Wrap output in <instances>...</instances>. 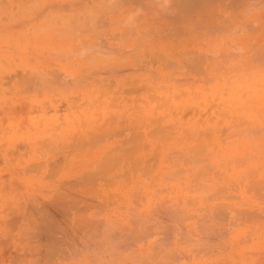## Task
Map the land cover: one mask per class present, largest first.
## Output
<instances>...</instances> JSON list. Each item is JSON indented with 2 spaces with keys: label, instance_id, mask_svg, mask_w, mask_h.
Listing matches in <instances>:
<instances>
[{
  "label": "rangeland",
  "instance_id": "374dc122",
  "mask_svg": "<svg viewBox=\"0 0 264 264\" xmlns=\"http://www.w3.org/2000/svg\"><path fill=\"white\" fill-rule=\"evenodd\" d=\"M243 1L0 0V221L2 214L7 216L9 209L11 210L12 205L18 201L22 202L25 199V202L29 200L30 203L33 200L31 201L29 197L45 198L44 190L51 183L63 184L62 187H64L76 182L80 179L76 176L81 177L84 171H87V174L88 170L93 168V160L97 156L106 157L108 156L106 154H109V157L115 158L117 164L110 173L101 175L105 179L111 176V180L107 179L109 184L115 183L109 185L105 181L107 184L105 185L104 179L101 177H97V181H95L97 185L100 183L102 185L98 186L100 193L97 190L98 195L94 197L93 201H96V204L97 202L98 204L105 203L104 206H107L105 209L99 204L100 211L98 213L93 212V209L90 210L93 213L92 216L95 215L93 220L94 218L99 220L96 223H99L100 234L97 232L96 238L97 235H100L98 239H104V236L109 233L108 230L106 231L107 228L113 230L112 233L118 234L126 223L128 227H123L120 232L133 226L135 221H138V219L136 220L138 216H144L147 207L146 204L143 207V203H147V200L153 206L150 208L156 210L162 206L160 203L163 200L161 201V199H167L166 202H162L165 209L169 207L167 211L177 208L178 210L184 209L186 213L175 220L174 217L168 219L167 215H164L162 218L167 217L164 222L162 221L164 219L160 220L161 216H159L160 218L152 217L151 212L150 227L153 229L155 227L157 232L166 227L165 231L155 232V238H159L160 243L163 240L162 244H158L162 247L160 250L161 259L165 257L162 260H169L172 256L169 260L171 263L175 261V257L178 258H176L177 263L180 262L181 257L176 255V246L173 245L175 240L180 242L178 250L181 249V253L182 250L187 253H184L186 256L183 257V261L187 262L188 259L189 264H191L190 261H193V256L200 253L199 249H203L204 246L211 247L210 251L222 252L224 255L222 254L221 259L229 260L234 264H244L245 259L257 257L256 254L264 255V186H262L264 185V0ZM189 4L192 5L189 6ZM191 6L193 8L188 9ZM232 6L234 9L231 8ZM215 10L216 13H210ZM177 32L179 33L177 34ZM191 57L198 58V60L201 57V61L202 59L204 61L203 67L200 69L199 63L194 67L190 63ZM188 60L192 67L187 65ZM208 65L209 67H206ZM142 68L148 70L142 71ZM197 70H200L201 73ZM36 73L38 74L35 75ZM240 74H243L241 81L239 80ZM207 75L209 77H206ZM42 76H44L43 82L41 81ZM144 78L147 79L144 81ZM28 79L33 83L31 84ZM46 79L50 81L45 82ZM142 81L147 82L148 87ZM182 81L184 82L178 84ZM158 97L160 99L156 101ZM148 99L150 104L145 109ZM258 108L259 110L256 111L255 109ZM131 113L133 114L131 115ZM153 117L155 120L152 119ZM111 121L112 123H110ZM89 125L92 129H89L90 131L89 127L86 129V126ZM158 125L159 129L163 128L160 130L161 133L163 131L170 137L164 136V134L161 137L160 134L159 138L151 137V135L145 138L144 130L145 133L148 130H153L154 133ZM182 127L186 130H183ZM243 128L247 131H244ZM200 131L201 133H199ZM102 132L107 133L104 134L105 136L99 135ZM187 132L188 136H186ZM203 132L205 135L202 134ZM254 132L258 136L257 138L254 136ZM136 133L141 135L138 134L134 137ZM96 135L98 139H94L96 144L92 145L95 142L92 136ZM183 135L185 136L181 138ZM186 137L190 138L186 140ZM200 140H203L201 143L204 142V144L199 148V144L196 143H200ZM130 150H133L134 153H131L132 160L128 161L126 152ZM180 155L183 156V159L185 156H189L191 161L189 157H187L188 160L187 158L183 160L182 157H179ZM91 156H95L94 159ZM179 158L181 159L179 163H175ZM136 161L140 165L142 163L146 165L149 162L146 167L152 166V164L155 167L152 166L153 170H148V173H142L143 171L140 172L141 166L139 168ZM43 162H46L48 167H41ZM90 162L91 166H88ZM133 163L138 166L137 170ZM196 164L198 165L196 166ZM204 164L205 166L208 164V166L205 167ZM133 168L136 171H133ZM181 168H184L183 171ZM199 168L201 169L199 170ZM48 169L53 170L51 172ZM78 169L81 174L77 171ZM214 170H217V174ZM123 171L126 174L122 176L120 174ZM113 173L120 174L113 176ZM129 173L131 175L134 173L133 177H130ZM219 174L220 177L217 178ZM240 178L243 179L240 180ZM249 179L254 182L250 183ZM231 182L233 183L231 184ZM147 183H151L149 185L152 187H147ZM211 185L213 186L211 187ZM216 188H219L221 192L219 190L217 192ZM137 189V192L140 193L136 192ZM132 191L140 195H136ZM81 193L90 194L88 191L85 193L84 188ZM109 193L111 195L108 196ZM132 193L136 196H133ZM257 193L260 195L258 196ZM154 194H157L158 198L154 197ZM212 194L216 195L215 198L211 197ZM6 195H8L7 198ZM102 195L106 200L102 198ZM151 195L152 197H149ZM205 196L207 197L205 198ZM85 197L90 198L91 196L86 195ZM122 197L123 199H121ZM209 197L212 198H210L212 201L207 199ZM153 198L154 201H151ZM204 199L207 200L204 202ZM108 200L111 202L109 203ZM194 201L198 202L193 204ZM86 202L89 205L88 208H91L93 204L92 202L89 204L90 199L86 201L82 199L79 204L84 207ZM215 202L217 205L221 203L226 206L225 204H227V217L223 218L222 224L220 223L224 227L219 225L226 236L223 235L224 238L217 237L221 238V241H225L224 243L227 242L223 243L225 250L219 240L215 245L213 241L208 244L206 240H202L199 243L197 239L199 243L196 244L197 246H189L191 241L186 240L189 236L185 239L181 238L183 235L187 236L184 233L187 232L185 229L192 226L191 229L198 228L207 222L208 218L204 221L200 217L204 212H210L209 207L210 205L212 207ZM205 203L210 205L207 207L208 204L205 205ZM193 205H195L194 209H191ZM170 206L175 208L170 209L172 208ZM131 207L134 209V215L133 212H129ZM242 207H248L249 214L246 215L244 214L246 212H243L244 216L238 218L239 215L236 216L235 210L246 211L247 208ZM149 210L148 206L147 212ZM87 213L89 212L87 211ZM193 214L196 215L195 218L192 217ZM245 215L248 221L244 219ZM254 215H257L254 221L249 222L250 217L252 219ZM256 217H260L259 220ZM180 220L183 222L185 220L186 223L183 224ZM177 221H180L179 224L182 223L178 225ZM69 222L66 223L72 225V222ZM171 222L174 223L172 227ZM175 222L178 226L182 225L183 227L174 226ZM260 222L261 227L259 228ZM1 223L0 255L4 259L0 257L2 258L0 264H12L13 260L17 258L15 263L24 264L22 253L26 249H23L22 246L25 242L20 241L22 234L18 224L15 223L11 230L5 233ZM121 223L125 224L122 226ZM113 225L114 227H112ZM167 226H170L169 229L173 230V233ZM249 226L250 228H248ZM174 227L178 228L177 231H174ZM256 227L258 231L255 230ZM71 230L72 228L69 226L67 231L71 233L70 235L76 234L80 239L81 233ZM166 231L170 232L171 239H168L167 235L165 237ZM192 233L196 236V232ZM155 238L154 240H156ZM179 238L185 241L179 240ZM103 239L99 240L103 242ZM165 239H168L169 242L167 240L165 242ZM246 239H249L248 242ZM3 242L4 245H2ZM98 243L96 242L97 245ZM165 243L172 244L173 248H170L169 244L166 246ZM76 247H79V250L77 249L79 253L72 249L71 253L67 252L70 257H56L57 264H90V258L97 264V260L104 256H101L102 252L100 255L97 254L99 257L94 256L100 247L102 249L100 244L98 249H94L95 246L92 247L94 250L91 251L93 252L86 248L89 250L87 252L84 249L85 246L82 245ZM101 249L97 252L99 253ZM102 251L110 253L107 257V253L104 256L108 258V261L114 259L111 257V252L103 249ZM250 251L252 253L255 251V255H252ZM189 253L192 254L190 259L189 257L185 259ZM15 254H18L17 257L12 258L15 257ZM66 254L64 255L66 256ZM128 255V253L123 255L124 264H130ZM93 258L95 260H92ZM34 261L36 262V260ZM98 261L102 262V260ZM115 262H117L116 259L110 264H115ZM119 262L118 264L123 263ZM38 263L40 264V261ZM161 263L166 264L165 261L160 260Z\"/></svg>",
  "mask_w": 264,
  "mask_h": 264
},
{
  "label": "bare ground",
  "instance_id": "6f19581e",
  "mask_svg": "<svg viewBox=\"0 0 264 264\" xmlns=\"http://www.w3.org/2000/svg\"><path fill=\"white\" fill-rule=\"evenodd\" d=\"M187 1H189V0H187ZM212 1H214V0H212ZM239 1V0H238ZM241 1V0H240ZM245 1V0H244ZM243 1V2H244ZM211 2V1H210ZM209 2V3H210ZM234 2H235V0H234ZM190 3V2H189ZM209 3H208V6H210L209 5ZM203 4V3H202ZM231 4H232V2H231ZM236 4V3H235ZM241 4V3H240ZM243 4V3H242ZM190 5H192V4H189V6ZM194 5H196V3H194ZM204 5H206V4H204ZM212 5H213V2H212ZM212 5H211V7H212ZM183 7H184V5H182ZM199 6V5H198ZM207 6V5H206ZM207 6V7H208ZM238 6H239V4H238ZM241 6V5H240ZM188 7V6H187ZM203 7H205V6H203ZM206 7V8H207ZM229 7V6H228ZM185 8V7H184ZM191 8H193L192 6L190 7V8H188V9H190L191 10ZM195 8V7H194ZM199 8H201V7H199ZM214 8V7H213ZM231 8H233L234 9V6H232ZM235 8H236V6H235ZM203 9V8H202ZM247 9V8H246ZM183 10V9H182ZM208 10V9H207ZM212 10V9H211ZM204 11V10H203ZM209 11V10H208ZM218 11V10H217ZM236 11V10H235ZM189 12V11H188ZM188 12H186V13H188ZM211 12H215L216 13V10L215 11H210V13ZM214 13V14H215ZM232 14H235V13H233V12H231ZM248 13V12H247ZM205 14V13H204ZM204 14H202V15H204ZM207 14V13H206ZM221 15V14H220ZM241 15V14H240ZM209 16V15H208ZM212 16V15H211ZM215 16V15H214ZM231 16H233V15H231ZM220 17V16H219ZM230 17V16H229ZM221 18V17H220ZM232 18H234V17H232ZM177 19V18H176ZM178 20H179V18H178ZM184 20V19H183ZM214 20V19H213ZM222 20H223V17H222ZM226 20H228V19H226ZM230 21V20H229ZM215 22V21H214ZM225 22V21H224ZM210 23V22H209ZM208 23V24H209ZM228 23V22H227ZM211 24H213V23H211ZM218 24V23H217ZM220 24V26H221V23H219ZM224 25H226V24H224ZM249 25V24H248ZM209 26V25H208ZM216 26V25H215ZM222 27V26H221ZM174 31V30H173ZM181 31V30H180ZM189 32V31H188ZM179 32H177V34H178ZM181 33V32H180ZM177 34H176V36H177ZM191 40V39H190ZM252 44V43H251ZM176 45V44H175ZM256 46H257V44H256ZM258 47V46H257ZM254 48H256V47H254ZM259 50V49H258ZM255 52V51H254ZM251 53V52H250ZM253 53V52H252ZM184 54V53H183ZM186 54V53H185ZM187 55V54H186ZM225 55V54H224ZM261 56L263 55V53L262 54H260ZM244 56H246V55H244ZM187 57V56H186ZM192 57H193V55H192ZM191 57V58H192ZM225 57V56H224ZM257 57V56H256ZM188 59V58H187ZM186 59V60H187ZM213 59V58H212ZM237 59V58H236ZM214 60V59H213ZM191 61V62H190ZM190 61L188 60V62H187V65L189 66V67H192V65H194V67L195 66H198L199 65V68L200 67H203L202 66V64L204 63V61H203V59H202V61H201V57H200V59L198 60V58H192V59H190ZM194 61V62H193ZM198 61V62H197ZM223 61V60H222ZM233 61V60H232ZM237 61V60H236ZM235 61V62H236ZM192 64V65H190V63ZM210 62V61H209ZM235 62H232V63H235ZM121 63V62H120ZM194 63V64H193ZM197 63H199L198 65H196ZM219 63V62H218ZM222 63V62H221ZM123 64V63H122ZM212 64V63H211ZM186 65V64H185ZM210 65V64H209ZM209 65L208 66H206V67H209ZM218 65V64H217ZM220 66V65H219ZM115 67V66H114ZM118 67H119V64H118ZM216 67V66H215ZM117 68V67H116ZM120 68V67H119ZM119 68H117L118 70H119ZM123 69H125L124 67H122ZM121 68V69H122ZM234 68V67H233ZM143 69V68H142ZM192 69V68H191ZM201 69V68H200ZM235 69V68H234ZM33 70V69H32ZM126 70V69H125ZM145 70H148V69H143L142 71H145ZM122 71V70H121ZM124 71V70H123ZM141 71V72H142ZM191 71V70H190ZM194 71V70H193ZM198 71V70H197ZM200 71V70H199ZM198 71V72H199ZM205 71V70H204ZM207 71V70H206ZM103 73V72H102ZM116 73V72H115ZM118 73H120V72H118ZM117 73V74H118ZM127 73V72H126ZM193 73V72H192ZM199 73H201V72H199ZM244 73V72H243ZM38 73H36L35 75H37ZM53 74V73H52ZM113 74V73H112ZM132 74V73H131ZM141 74H143V73H141ZM243 74H240V78H239V80L240 79H242L241 78V76H242ZM18 76V75H17ZM26 76V75H25ZM141 76V75H140ZM139 76V77H140ZM27 77H29V76H27ZM43 77L44 76H42V79H41V81L43 80ZM125 77V76H124ZM150 77V76H149ZM206 77H209L208 75L206 76ZM212 77V76H211ZM210 77V78H211ZM37 78V77H36ZM35 78V79H36ZM148 78V77H147ZM147 78H144V81L147 79ZM174 78V77H173ZM176 78V77H175ZM210 78H209V80H210ZM30 79V78H29ZM29 79H28V81H29ZM34 79V80H35ZM120 79V78H119ZM177 79V78H176ZM18 80H20V79H18ZM49 79H46V81L45 82H47ZM122 80V79H121ZM140 80V79H139ZM141 80H143L142 78H141ZM141 80H140V82H141ZM181 80H183V79H181ZM203 80L205 81V79L203 78ZM26 82H27V80H25ZM39 81V80H38ZM50 81V80H49ZM48 81V82H49ZM105 81V80H104ZM179 81V80H178ZM187 81V80H186ZM241 81V80H240ZM243 81V80H242ZM29 82H31V84L33 83V81H29ZM43 82V81H42ZM44 82V83H45ZM132 82V81H131ZM143 82V81H142ZM151 82V81H150ZM154 82H156V80H154ZM184 81H182V82H178V84L179 83H183ZM188 82H190V81H188ZM90 83V82H89ZM125 83H126V80H125ZM144 83V82H143ZM27 84V83H26ZM88 84V83H87ZM106 84V83H105ZM121 84V83H120ZM136 84H137V82H136ZM147 84V82L146 83H144V85L145 86H147L148 87V85H146ZM185 84V83H184ZM132 85H133V83H132ZM152 85V84H151ZM150 85V88L152 87ZM193 85V84H192ZM141 86V85H140ZM93 87V86H92ZM133 87H134V85H133ZM132 87V88H133ZM31 88V87H30ZM100 88V87H99ZM144 88V87H143ZM170 88V87H169ZM38 89V88H37ZM131 89V88H130ZM133 90H135V89H133ZM132 90V91H133ZM145 90V89H144ZM146 90H148V88H146ZM145 90V91H146ZM153 90V89H152ZM101 91V90H100ZM105 92V91H104ZM103 92V93H104ZM102 93V94H103ZM107 93V92H106ZM151 94V93H150ZM100 96H101V94H100ZM143 96V95H142ZM146 96V95H145ZM124 97V96H123ZM144 97V96H143ZM178 97V96H177ZM153 99V98H152ZM158 99H160L159 97L157 98V100L156 99H153V100H156V101H158ZM263 100H264V98H263ZM146 101V100H145ZM149 101V99L147 100V105H146V108L145 109H147L148 108V106H149V104H150V102H148ZM154 103V102H153ZM232 103H234L233 101H232ZM135 106V105H134ZM251 106V105H250ZM136 107H138V106H136ZM135 107V108H136ZM137 109V108H136ZM144 109V107L142 108V110ZM256 111L257 110H259V108L258 109H255ZM135 111V110H134ZM145 111V110H144ZM147 113V112H146ZM133 113H131V115H132ZM166 114V113H165ZM229 116V115H228ZM174 117V116H173ZM176 117V116H175ZM244 117V116H243ZM115 118V117H114ZM118 118V117H117ZM242 118V117H241ZM153 120H155L154 119V117L152 118ZM174 119V118H173ZM176 119V118H175ZM244 119V118H243ZM114 121V120H113ZM122 121V120H121ZM245 121V120H244ZM120 122V121H119ZM153 122V121H152ZM152 122H150V123H152ZM235 122V121H234ZM84 123V122H83ZM110 123H112V121L110 122ZM236 124V123H235ZM174 125V124H173ZM172 125V126H173ZM233 125V124H232ZM248 125V124H247ZM171 126V127H172ZM237 126V125H236ZM89 127V128H88ZM91 127V125H89V126H86V129L88 128V130L89 129H91L90 128ZM111 127V126H110ZM109 127V128H110ZM161 127V126H160ZM170 127V126H169ZM177 127V126H176ZM179 127V126H178ZM184 127V126H183ZM182 127V128H183ZM192 127V126H191ZM252 127V126H251ZM126 128V127H125ZM253 128V127H252ZM94 129V128H93ZM147 129V128H146ZM152 129H154L155 130V128H152ZM163 129V128H162ZM162 129H159V125H158V127H157V129L154 131V133H153V130H151V131H146V133H145V130H144V136H145V138H148V137H150V135H151V137L153 136V137H160V134H161V137L163 136V134H164V136H168V137H170L169 135H167L166 133H163V131H162V133H161V131L160 130H162ZM171 129H173V128H171ZM185 128H183V130H184ZM195 129H196V127H195ZM213 129V128H212ZM244 129V128H243ZM259 129V128H258ZM92 130V129H91ZM105 130V129H104ZM186 130V129H185ZM250 130H251V128H250ZM90 131V130H89ZM88 131V132H89ZM94 131V130H93ZM103 131V130H102ZM106 131V130H105ZM109 131V130H108ZM110 131H111V129H110ZM113 131H114V129H113ZM171 131V130H170ZM196 131V130H195ZM244 131H247V129L245 130L244 129ZM255 131H257V130H255ZM92 132V131H91ZM90 132V133H91ZM152 132V134H150ZM173 132V131H172ZM207 132H209V131H207ZM93 133H95V132H93ZM107 132H102V133H100L99 135H102L103 134V136H105L104 134H106ZM118 133V132H117ZM121 133V132H120ZM174 133V132H173ZM186 133V132H185ZM199 133H201V131L199 132ZM205 132H203L202 134L203 135H205L204 134ZM248 133H249V131H248ZM141 135V134H143L142 132H141V134L140 133H136L135 135H134V137L136 136V135ZM166 134V135H165ZM209 134V133H208ZM207 134V135H208ZM254 134H255V132H254ZM120 135V134H119ZM189 134H188V132H187V134H186V136H188ZM185 135H183V136H181V138L182 137H184ZM256 138L258 137V136H256V134L254 135ZM93 137V141H95L92 145H94V144H96V140H94V139H98L97 138V135L94 137V136H92ZM92 137H91V139H92ZM100 137V136H99ZM120 137H122V135H120ZM126 137V136H125ZM190 137H192V136H190ZM189 137V138H190ZM201 137V136H200ZM203 137V136H202ZM201 137V138H202ZM209 137V136H208ZM262 137V136H261ZM264 137V136H263ZM84 138V137H83ZM141 138H142V136H141ZM187 138L188 137H186V140H187ZM188 138V139H189ZM81 139V138H80ZM121 139V138H120ZM119 139V140H120ZM127 139V138H126ZM196 139V138H195ZM253 139H255V138H253ZM259 139V138H258ZM128 140V139H127ZM126 140V141H127ZM130 140V139H129ZM140 140V139H139ZM165 140V139H164ZM182 140V139H181ZM198 140V139H197ZM99 141V140H98ZM122 141V140H121ZM126 141H125V143H126ZM201 141H203V140H200V143H196V144H199V148L200 147H202V145L204 144V142H202L201 143ZM78 142V141H77ZM113 142V141H112ZM135 142H136V144H137V141L135 140ZM134 142V143H135ZM209 142V141H208ZM105 143V142H104ZM210 143V142H209ZM200 144H201V146H200ZM206 144V143H205ZM104 144L102 143V146H103ZM111 146V145H110ZM113 146V145H112ZM147 146V145H146ZM196 146V145H195ZM130 147H132L131 146V144H130ZM192 147V146H191ZM194 147V146H193ZM204 147V146H203ZM134 148V147H133ZM139 148V147H138ZM141 148V147H140ZM47 149V148H46ZM192 149V148H191ZM90 150V149H89ZM102 150V149H101ZM135 150V149H134ZM97 151V150H96ZM44 152V151H43ZM133 152V150H130V151H127L126 153V159L129 161V160H132V153ZM175 152V151H174ZM195 152H196V150H195ZM195 152H194V154H195ZM201 152H202V150H201ZM69 153V152H68ZM92 153V152H91ZM93 153H95V152H93ZM134 153V152H133ZM136 153V152H135ZM169 153V152H168ZM197 153V152H196ZM105 154V153H104ZM154 154H155V152H154ZM198 154V153H197ZM238 154V153H237ZM95 155V154H94ZM102 155V154H101ZM106 155H108V156H106V157H102V156H97L95 159H94V157L93 156H91V157H93V168L91 169V170H88V173L86 174V172L87 171H84L83 173H85V175H83V173H82V176L81 177H77L76 176V178H80L79 180H77L76 182H72L71 184H69V185H65L64 187H62V185L63 184H61V185H57V184H55V183H51V184H48L49 186H48V188L47 189H45L44 190V195L46 196L45 198H43V199H40V198H36L35 196H33V197H35V198H33V197H29V199H31V201L33 200V202H28L29 200H27L26 202H25V199H24V201H22V202H20V201H18L17 203H15V205H12V207H11V210L9 209V211L7 212V216L5 215V214H2V217H1V221L0 222H2L1 224H2V229L4 230V232L5 233H8L10 230H11V228L14 226V224L15 223H17L18 224V227H19V230H21V234H22V238H20V241L21 240H23L25 243H24V246H22L23 247V249H26V251L25 252H23L22 253V257L24 256V264H39L38 262L40 261V264H48V263H50V264H54L55 262V264H57L58 263V261L56 260L57 258L56 257H58V258H60V257H62L63 258V256L65 257V258H68V256L70 257V254H68L69 252L71 253V250L73 249V250H75L77 253H79L78 251H77V249L79 250V247L77 248L76 246H78V245H82V246H85V250H86V248H89V250H90V252H93V251H91V250H94V249H98V245L100 244L101 246H102V249L103 250H108V252H111V257H114V259H112V258H109V259H112V260H114L115 261V259H116V261L117 262H115V264L117 263H120L119 261H121V262H123V263H121V264H124L125 262H124V259H123V255H124V253H128L129 255L128 256H130V264H160V260L161 261H165L166 262V264L168 263V264H170L171 263V261H169L171 258H172V256L170 257V259L169 260H162V259H164L165 257H163L162 259H161V257H160V250H161V248L162 247H160L158 244H162V241H161V243L159 242L160 241V239L158 238H155V232H157V229L154 227V229H155V231H154V229L153 228H151L150 227V225H151V221H150V219L149 218H151V216L152 217H155V218H158L159 216H161V218H160V220L161 219H164V220H162V221H164L165 222V219L168 217V219L170 218L171 219V217H174L173 219L175 220V218H181V216L183 215V214H185L186 212H184V209H177V211L175 212V210L176 209H173V208H175V207H172V206H174V205H172V206H170V207H172V208H170V209H173V210H171V211H167V210H169V207H167L168 209H165V205L162 203L163 201H165V200H167V199H161V203L160 204H162V206L164 205V207H158L156 210H154L153 208L151 209L150 207H153L152 205H150L151 203L150 202H148V200H147V203H143V207L145 206V204H146V207H147V210H148V206H149V211L147 212V210H146V212H144L145 211V209H144V211H142V212H144V216L142 217L141 216V214H140V216L141 217H135L136 218V220L138 219V221H135L136 223H134V225L131 223V225H133V226H130L129 224V228L126 230V228L125 229H123L124 231H122V232H120L121 230H122V228L123 227H128L127 226V223L124 225V224H122L121 223V225L123 226V227H121V230L119 231V233L117 234H115V232L114 233H112V231L110 230V229H106V231L107 232H109L106 236H104V239L103 238H99V239H103L104 241L102 242L101 240H99L98 239V237L100 236V235H97V238H96V234H97V232H98V234H100L99 232H100V228H98V227H100L98 224L99 223H96V221L97 220H95V218H94V220H93V216H95V215H93L92 216V212H90V210H92L93 212H99L100 210V206H102L103 208H105L106 209V207L104 206V204L105 203H99V204H101L100 206H99V204H98V202H97V204H96V201L94 202L93 200H95L94 199V197L96 196V195H98L97 194V192L99 191L98 190V186L99 185H102L101 183L99 184V185H97L96 184V182L95 181H97L96 179H97V177H101V179L103 178L102 177V175L101 174H104L105 175V173H110L111 171H112V169H114L115 168V166H116V164H117V162H116V160H115V158L114 157H112L111 155V157H109V154H106ZM135 155V154H134ZM133 155V156H134ZM157 155V154H156ZM182 155H184V154H182ZM182 155H180L179 157H182V159H183V156ZM241 155V154H240ZM239 155V156H240ZM176 156V155H175ZM190 156H192V155H190ZM137 157V156H136ZM152 157H154V156H152ZM187 157H189V156H185V158L184 159H186ZM196 157H197V155H196ZM137 158H139V157H137ZM190 158V157H189ZM200 158V157H199ZM202 159H203V157H201ZM239 158H241V157H239ZM143 159V158H142ZM149 159V158H148ZM151 159V158H150ZM153 159V158H152ZM183 159V160H184ZM236 159H238V157H236ZM136 160V159H135ZM179 160H181L180 158L178 159V162L176 161L175 163H179ZM187 160H188V158H187ZM205 160V159H204ZM231 160V159H230ZM87 161H89V160H87ZM138 161H139V159H138ZM136 161L135 163L139 166V168H140V166H141V170H140V172L141 171H143L142 173H148L151 169L153 170V168L155 167V166H153V164H152V166H153V168H152V166H149V167H146V165H148V163L149 162H147V164L145 165L144 163H142V165H140V163L139 162H141V161ZM149 161V160H148ZM175 161V160H174ZM190 161H191V158H190ZM198 161V160H197ZM200 161V160H199ZM198 161V162H199ZM203 161V160H202ZM201 161V162H202ZM208 161V160H207ZM238 161V160H237ZM241 161V160H240ZM42 162V161H41ZM40 162V163H41ZM48 162H50L49 160H48ZM131 162V161H130ZM143 162V161H142ZM171 162V161H170ZM185 162H187V161H185ZM189 162V161H188ZM193 162H194V160H193ZM206 162V161H205ZM241 162H243V161H241ZM51 163V162H50ZM49 163V164H50ZM132 163V162H131ZM135 163H133V165L135 164ZM139 163V164H138ZM174 163V164H175ZM183 163H184V161H183ZM203 163V162H202ZM226 163H228V162H226ZM126 164V163H125ZM136 164H135V167L134 168H136V170H137V168H138V166H136ZM185 164V163H184ZM210 164V163H209ZM213 164V163H212ZM124 165V164H123ZM133 165H132V167H133ZM154 165H156V164H154ZM161 165V164H160ZM172 165H173V163H172ZM198 164H196V166H197ZM211 165V164H210ZM38 167L40 166V164L39 165H37ZM45 166H47L48 167V164L45 162H43L42 164H41V167H45ZM50 166V165H49ZM78 166V165H77ZM76 166V167H77ZM88 166H91V162L88 164ZM178 166V165H177ZM201 166V165H200ZM204 166H205V164H204ZM206 166H208V164L206 165ZM205 166V167H206ZM238 166V165H237ZM37 167V168H38ZM124 167V166H123ZM158 167H160V166H158ZM181 167V166H180ZM180 167H179V169H180ZM51 168V167H50ZM86 168V167H85ZM84 168V169H85ZM118 168V167H117ZM134 168H133V171H136V170H134ZM188 168V167H187ZM198 168V167H197ZM209 168H210V166H209ZM208 168V169H209ZM257 168V167H256ZM128 169H130V168H128ZM127 169V170H128ZM178 169V170H179ZM182 169V171H183V169L184 168H181ZM190 169V168H189ZM201 168H199V170H200ZM252 169V168H251ZM250 169V170H251ZM39 170V169H38ZM37 170V171H38ZM49 170V169H48ZM51 170V169H50ZM49 170V171H50ZM53 170V169H52ZM52 170H51V172H52ZM56 170V169H55ZM54 170V171H55ZM79 170L80 169H78L77 171L79 172ZM93 170V171H92ZM149 170V171H148ZM194 170H195V168H194ZM199 170H197L198 171V173H199ZM203 170V169H202ZM89 171H92V172H89ZM196 171V172H197ZM215 171V170H214ZM217 171V170H216ZM216 171H215V173H216ZM253 171V170H252ZM51 172H49V174H52ZM81 172V171H80ZM79 172V173H80ZM119 172V171H118ZM124 172V171H123ZM123 172H121V174L120 173H115V174H120V175H124V174H126L125 172L123 173ZM126 172H128V171H126ZM159 172V171H158ZM175 172H176V169H175ZM195 172V173H196ZM256 172V171H255ZM131 173V172H130ZM128 174V175H131V174ZM135 173V172H134ZM134 173L132 174V175H134ZM141 173V174H142ZM174 173V172H173ZM177 174H178V172H176ZM205 173V172H204ZM222 173V172H221ZM252 173V172H251ZM53 174H54V172H53ZM81 174V173H80ZM114 174V173H113ZM115 174L113 175V176H115ZM140 174V173H139ZM217 174V173H216ZM103 175V176H104ZM110 175V174H109ZM119 175V176H120ZM130 176V177H133V176ZM138 175V174H137ZM197 175V177H199L198 176V174H196ZM48 176V175H47ZM46 176V177H47ZM112 176V177H113ZM121 176V177H122ZM250 176V175H249ZM252 176V175H251ZM118 177V176H117ZM120 177V178H121ZM218 177H220V174H219V176H217V178ZM48 178V177H47ZM250 178H252V177H250ZM104 179V182L103 183H105V181H106V183H108L109 184V181L107 180V179H112L111 178V176H110V178H106L105 179V177L103 178ZM122 179V178H121ZM127 179V178H126ZM126 179H125V181H126ZM170 179V178H169ZM172 179V178H171ZM170 179V180H171ZM195 179V178H194ZM197 179V178H196ZM199 179V178H198ZM206 179V178H205ZM243 179V178H242ZM241 178H240V180H242ZM259 179V178H258ZM123 180H124V177H123ZM123 180H121V181H123ZM193 180V179H192ZM38 181H40V180H38ZM72 181V180H71ZM81 181H85L84 183H82ZM130 181H133V180H130ZM166 181V180H165ZM249 181H251L250 179H249ZM261 181V180H260ZM42 182H45V181H42ZM110 182H112V181H110ZM142 182V181H141ZM252 182H254V181H251L250 183H252ZM263 182V181H262ZM105 183V185H107ZM113 183V182H112ZM112 183H110L109 185H111ZM115 183V182H114ZM113 183V184H114ZM124 183V182H123ZM160 183V182H159ZM201 183V182H200ZM214 183V182H213ZM233 182H231V184H232ZM249 183V184H250ZM258 183V182H257ZM65 184V183H64ZM148 184V183H147ZM149 184H151V183H149ZM147 185V187H152L151 185ZM153 184H156V183H153ZM215 184H216V181H215ZM230 184V185H231ZM234 184H235V182H234ZM260 184V183H259ZM159 185V184H158ZM197 185V184H196ZM198 185H199V181H198ZM202 185V184H201ZM205 185V184H204ZM236 185V184H235ZM255 185H256V183H255ZM79 186H83V187H79ZM200 186V185H199ZM213 185H211V187H212ZM218 186V185H217ZM224 186V185H223ZM222 186V187H223ZM249 186V185H248ZM247 186V187H248ZM256 186H258V185H256ZM255 186V187H256ZM260 186V185H259ZM262 186H264V185H262ZM206 187V186H205ZM204 187V188H205ZM209 187V186H208ZM215 187V186H214ZM230 187V186H229ZM231 187H232V185H231ZM83 188H84V192L86 193L87 191L88 192H90V194H85L84 195V193H81V190H83ZM138 188H141V187H139L138 186ZM166 188V187H165ZM164 188V189H165ZM174 188V187H173ZM200 188V187H199ZM207 188V187H206ZM225 188V187H224ZM233 188V187H232ZM251 188V187H250ZM253 188V187H252ZM158 189V188H157ZM196 189H197V187H196ZM212 189V188H211ZM217 189V188H216ZM226 189V188H225ZM98 190V191H97ZM142 190V189H141ZM141 190H139V191H141ZM158 190H160V189H158ZM206 190V189H205ZM218 190H219V188L217 189V192H218ZM235 190V189H234ZM255 190H257V189H255ZM138 191V189L136 190V192ZM196 191V190H195ZM200 191V190H199ZM198 191V192H199ZM210 191V190H209ZM220 191V190H219ZM231 191V190H230ZM254 191V190H253ZM258 191H260V190H258ZM83 192V191H82ZM132 192H134L135 193V191H132ZM221 192V191H220ZM225 192V191H224ZM98 193H100V191L98 192ZM124 193V192H123ZM137 193H140V192H137ZM156 193H158V192H156ZM206 193V192H205ZM212 193V192H211ZM118 194V193H117ZM116 194V195H117ZM136 194V193H135ZM133 195V193H132V195L133 196H136V195H140V194H136V195ZM179 194V193H178ZM210 194V193H209ZM216 194V193H215ZM220 194V193H219ZM218 194V195H219ZM226 194V193H225ZM225 194H223V195H225ZM228 194V193H227ZM254 194H256L255 192H254ZM258 194V193H257ZM86 195H89V196H91L90 198H86L85 196ZM109 195H111V193H109L108 194V196ZM157 195V194H156ZM155 194H154V197L156 196ZM182 195V194H181ZM204 195V194H203ZM217 195V194H216ZM216 195H211V197H213L214 196V198H215V196ZM232 195V194H231ZM260 194H258V196H259ZM7 196L8 195H6V198H7ZM25 196V195H24ZM99 196H101V195H99ZM103 196V195H102ZM117 196H119V197H121V195H117ZM142 196V195H141ZM158 196V195H157ZM156 196V198H158ZM208 196V195H207ZM207 196H205V198L207 197ZM262 196V195H261ZM112 197V196H111ZM138 197H140V196H138ZM149 197H152V195L151 196H149ZM164 197H166V196H164ZM180 197V196H179ZM199 197V196H198ZM204 197V196H203ZM211 197H209V198H207V199H209L210 200V198ZM218 197V196H217ZM228 197V196H227ZM237 197V196H236ZM257 197V196H256ZM33 198V199H32ZM47 198V199H46ZM102 198H104L105 199V196H103ZM137 198V197H136ZM135 198V199H136ZM143 198V197H142ZM161 198V197H160ZM169 198H171V197H169ZM172 198H173V196H172ZM189 198V197H188ZM193 198V197H192ZM202 198V197H201ZM232 198V197H231ZM235 198V197H234ZM258 199H261L260 197H257ZM4 199V198H3ZM21 199V198H20ZM82 199H85V201L87 200V199H90V202H89V204L92 202V204L93 205H91L92 207L91 208H88L89 207V205H88V203L86 202V204H84L85 202H84V200H83V204H84V207H83V205L82 206H80V204H79V202H80V200L82 201ZM109 199V198H108ZM118 199V198H117ZM121 199H123V197L121 198ZM149 200H150V198H148ZM180 199H181V197H180ZM187 199V198H186ZM207 199H204V202L207 200ZM212 199V198H211ZM106 200V199H105ZM113 200H115V199H113ZM132 200H133V198H132ZM178 200H179V198H178ZM198 200V199H197ZM124 201H126L125 199H124ZM131 201V200H130ZM151 201H154V198H153V200L151 199ZM156 201V200H155ZM170 201V200H169ZM180 201V200H179ZM210 201H212V200H210ZM214 201V200H213ZM108 202L110 203L111 201L110 200H108ZM166 202V201H165ZM168 202V201H167ZM175 202V201H174ZM187 202V201H186ZM195 202H198V201H194V202H192L193 204L195 203ZM20 203H22V204H24V205H22V204H20ZM95 203V204H94ZM139 203V202H138ZM137 203V204H138ZM159 203V202H158ZM176 203V202H175ZM187 203H189V202H187ZM218 203V202H217ZM222 204H223V201L221 202ZM219 204V205H217L216 204V202L214 203V205H212V207H211V205L209 204V203H205V205H207V207L210 205V207H209V210H210V212H204V214L200 217V219L201 220H204V221H206L207 220V222H205L204 224H201V226L200 227H198V228H196V227H194L193 229H191L190 227L188 228L187 227V225H186V227L188 228H186L185 229V231L187 230V232H184V233H186V237H184V235H183V237L181 236V238H187L188 236H189V238L188 239H186V240H189V241H191V242H189L190 244H189V246H195L196 244H199L202 240H206V243H210L211 241H213V243L215 244V245H217V240H219V242L221 241L220 239L221 238H224L226 235V233L223 231V227L224 226H222L221 224H222V221L224 220V219H226V217H227V204H225L226 206H224V205H222V204ZM228 203V202H227ZM135 204H136V202H135ZM154 204H155V202H154ZM191 204V203H190ZM197 204V203H196ZM139 205V204H138ZM141 205H142V203H141ZM158 205V204H157ZM181 205V204H180ZM9 206V205H8ZM86 206V207H85ZM168 206H169V204H168ZM194 206L195 205H193L192 207L193 208H191V209H194ZM233 206V205H232ZM94 207V208H93ZM122 207V206H121ZM206 207V206H205ZM226 207V208H225ZM156 208V207H155ZM181 208V207H180ZM242 208H247L246 209V211L244 210V211H240V210H243V209H240V210H235V214H236V216H238L239 215V217L238 218H241L242 217V215H243V212H246V213H244V214H246L247 215V210H248V207H242ZM200 209V208H199ZM232 209H234V208H232ZM255 209V208H254ZM103 210V209H102ZM108 210V209H107ZM110 210V209H109ZM140 210V209H139ZM183 211V212H181V211ZM204 210H205V208H204ZM87 211L89 212V213H87ZM173 211V212H172ZM195 211V210H194ZM201 211V210H200ZM251 211V210H250ZM253 211V210H252ZM19 212H20V214H19ZM130 213H132L133 212V215H134V209L131 207V209H130V211H129ZM151 212H152V215H151ZM191 212V211H190ZM190 212H188L189 214H191ZM242 214H241V213ZM18 213V214H17ZM241 214V216H240V214ZM258 213V212H257ZM256 213V214H257ZM116 214V213H115ZM155 214V215H154ZM225 214V215H224ZM249 214V213H248ZM254 214V213H253ZM148 215V216H147ZM164 215H167V217H163L162 218V216H164ZM194 216H192V217H196V215L195 214H193ZM246 215H245V220L246 221H248V218H246ZM96 216H97V214H96ZM198 216V215H197ZM204 216V218H202ZM234 216V215H233ZM244 216V215H243ZM255 216H257V215H254L253 216V218L251 219V217H250V219H249V222H252V221H254V218H255ZM9 217V218H8ZM116 217V216H115ZM130 217H132V215H130ZM192 217H190L191 219H192ZM261 217V216H260ZM260 217H256V219L258 218V220H259V218ZM103 218V217H102ZM193 218V219H194ZM198 218V217H197ZM206 218H208V219H206ZM222 218V219H221ZM224 218V219H223ZM234 218H236V217H234ZM131 219V218H130ZM133 219V218H132ZM131 219V220H132ZM154 219V218H153ZM173 219H172V221H173ZM183 219H185V218H183ZM190 219V220H191ZM206 219V220H205ZM243 218H242V220H244ZM255 219V220H256ZM19 220H20V223H19ZM135 220V219H134ZM133 220V221H134ZM69 221H71L72 222V225H70L69 223ZM101 221V220H100ZM147 221H148V223H147ZM149 221H150V223H149ZM161 221V222H162ZM180 221H182V220H180ZM179 221V222H180ZM187 221V220H186ZM209 221V222H208ZM210 221H211V223H210ZM221 221V222H220ZM66 222H69V223H66ZM97 222H99V220L97 221ZM102 222V221H101ZM104 224L106 223L105 222V219H104ZM174 222V221H173ZM173 222H171L172 224H171V227L173 226ZM178 222V221H177ZM177 222H175V224L176 225H174V226H177V227H181V226H178V225H180L179 224V222H178V225H177ZM184 222H185V220H184ZM183 222V224H185ZM196 222V221H195ZM218 222H219V224H218ZM225 222V221H224ZM232 222V221H231ZM263 222V221H262ZM221 223V224H220ZM234 223V222H233ZM259 223V222H258ZM69 224V226H71V228H72V230L76 233V231H79L80 233H81V237H80V239H78L77 238V236H76V234H74V235H70L71 233H69L67 230H69V226H67ZM116 224V223H115ZM154 224V223H153ZM159 224V223H158ZM166 224V223H165ZM165 224H163V225H165ZM239 224H241V223H239ZM117 225V224H116ZM120 225V226H121ZM222 226V228L220 227V226ZM65 226H67V227H65ZM107 226H108V224H107ZM156 226H158V225H156ZM189 226V225H188ZM251 226V225H250ZM250 226L248 227V228H250ZM253 226V225H252ZM258 226V225H257ZM110 227V226H109ZM112 227H114V225L112 226ZM112 227H111V229H112ZM159 227V226H158ZM162 227V226H161ZM170 227V226H169ZM169 227L167 226V228L169 229ZM183 227V226H182ZM181 227V228H182ZM261 227V222H260V226H259V228ZM67 230H66V229ZM117 228V227H116ZM160 228V227H159ZM166 227H164V229L163 230H160V231H158V232H161V231H165L166 229H165ZM257 228V227H256ZM160 229H162V228H160ZM174 229V231H177L176 229H178V228H173ZM180 229V228H179ZM254 229V228H253ZM71 230V231H72ZM171 229H169V231H170ZM255 230H257L258 231V228L257 229H255ZM70 231V232H71ZM111 231V232H110ZM169 231H166V233L164 234L165 235V237H167V236H169L170 237V232H172L173 230H171L170 232ZM179 231V230H178ZM203 231H205L206 233H204ZM237 231V230H236ZM248 231H253V230H248ZM78 232V233H79ZM116 232H118V231H116ZM157 232V233H158ZM192 232H196V236H194V234L192 233ZM256 232V231H255ZM77 233V234H78ZM104 233H105V230H104ZM173 233V232H172ZM171 233V234H172ZM181 234V232H178V234ZM223 233V234H222ZM261 234H263V233H261ZM8 235V234H7ZM123 235H124V239H123ZM167 235V236H166ZM223 235H225V236H223ZM101 236H102V234H101ZM122 236V237H121ZM221 237V238H217V237ZM159 237V236H158ZM168 237V239H171V237L169 238ZM179 237H180V235H179ZM261 237V236H260ZM154 238L156 239V240H154ZM177 238V237H176ZM242 238V237H241ZM252 238V237H251ZM96 239H98V240H96ZM168 239H165V242H166V240H167V242H169L168 241ZM178 239V238H177ZM184 239H180L179 238V240H182V241H185ZM194 239H196V240H193ZM197 239L199 240V243H198V241H197ZM82 240H84V241H82ZM96 240V241H95ZM215 240V241H214ZM225 240V239H224ZM247 240V239H246ZM249 240V239H248ZM248 240H247V242H248ZM94 241H95V243H94ZM96 242L98 243V242H102V243H98V245L96 244ZM203 242H205V241H203ZM216 242V243H215ZM222 243H221V246L223 247V243L225 242H223V241H221ZM2 243V242H1ZM91 243V244H90ZM171 243V242H170ZM180 244V242H178V240H177V242H176V240H175V242H173V245H174V247H175V249L177 250V252H176V255L178 256V257H181V259H179L180 260V262H178L177 263V261H176V258L177 257H175L174 259H175V261H173V262H175V263H173V264H189V261H188V257H189V259H190V257H191V255L192 254H190V256H189V254H188V256L185 258V259H187V262H184L183 261V257H185L186 256V252H183V250H182V253L184 254V253H186V254H182L181 253V249L180 250H178L179 248H177V247H179V244ZM182 243V242H181ZM186 243V242H185ZM227 243V242H226ZM226 243H224V244H226ZM166 244V243H165ZM167 244H169V243H167ZM166 244V246H168ZM2 245H4V242H3V244ZM6 245V244H5ZM170 245V244H169ZM172 245V244H171ZM170 245V246H171ZM178 245V246H177ZM201 245V244H200ZM199 245V246H200ZM95 246V247H94ZM197 246V245H196ZM224 246H226V245H224ZM3 247V246H2ZM92 247H94V249L92 248ZM201 247H203V245H201ZM209 246H204V248L203 249H199L200 250V253H198V254H195L194 256H193V261H190L191 262V264H234V263H231L229 260H227V261H225V260H222L221 258H222V256L224 255L222 252L220 253V252H214L213 250H211L210 251V248L211 247H209ZM90 248H92V249H90ZM166 248V247H165ZM170 248H173V246H171ZM197 248H199V247H197ZM213 248H214V246H213ZM221 248V247H220ZM15 249H17V248H15ZM100 249H101V247H100ZM100 249H98V250H100ZM102 249H101V251L98 253L97 251H96V254L94 253V256L96 257H99V255H100V253L102 252V255L101 256H105V254L107 253V251H106V253H104V251H102ZM212 249V248H211ZM216 249V248H215ZM214 249V250H215ZM222 249V248H221ZM223 249L225 250V248L223 247ZM257 249V248H256ZM5 250V249H4ZM3 250V251H4ZM88 250V249H87ZM86 250V251H87ZM88 250V251H89ZM187 250V249H186ZM198 250V251H199ZM261 250V249H260ZM87 251V252H88ZM175 251V250H174ZM193 251V250H192ZM221 251V250H220ZM223 251V250H222ZM242 251V250H241ZM246 251H248V250H246ZM261 251H263V250H261ZM14 252V251H13ZM16 252H17V250H16ZM15 252V253H16ZM68 252V253H67ZM76 252H74L75 254H77ZM81 252V251H80ZM165 252V251H164ZM167 252H169V251H167ZM191 252V251H190ZM244 252V251H243ZM242 252V253H243ZM251 253H252V251H250ZM255 252V251H254ZM254 252L252 253V255L254 254ZM67 253V254H66ZM74 253H72V254H74ZM84 253H86V252H84ZM104 253V254H103ZM166 253V252H165ZM196 253V252H195ZM260 253H262V252H260ZM263 253H264V251H263ZM64 254H66V256L64 255ZM74 254V255H75ZM97 254H99V255H97ZM110 254V253H109ZM108 253L106 254V257L109 255ZM223 254V255H222ZM225 254H226V252H225ZM235 254V253H234ZM7 255V254H6ZM17 255L18 254H15L14 256L15 257H12V258H16L17 257ZM73 255V256H74ZM80 255H84V254H80ZM90 255V254H89ZM92 255V254H91ZM163 255H164V253H163ZM170 255V254H169ZM169 255H168V257H169ZM175 255V254H174ZM175 255V256H176ZM183 255V256H182ZM255 255V254H254ZM257 255V257H255V256H253V257H250V258H247V259H245L244 260V264H264V255H260V254H256ZM77 256V255H76ZM101 257V258H99L98 260H102V262L101 261H98L97 259V264H101V263H103V264H110V263H113L112 262V260L110 261H108V258H106V257ZM141 256V257H140ZM0 257H3V256H1L0 255ZM167 257V256H166ZM174 257V256H173ZM237 257H238V254H237ZM249 257V256H248ZM56 258V259H55ZM105 258V259H104ZM143 258V259H142ZM223 258H226V257H223ZM0 259H2V258H0ZM3 259H4V257H3ZM18 259V258H17ZM17 259L16 260H13L14 262L13 263H15V261L17 262ZM53 259H54V262H53ZM82 259V258H81ZM107 259V260H106ZM122 259V260H121ZM140 259V260H139ZM166 259H168V258H166ZM178 259V258H177ZM21 260V259H20ZM34 260H36V262L34 261ZM87 260V259H86ZM92 260H95V258H93ZM107 261V262H104V261ZM173 260V259H172ZM178 260V261H179ZM5 261V260H4ZM32 261H33V263H32ZM38 261V262H37ZM168 261V262H167ZM53 262V263H52ZM12 263V264H13ZM89 263V262H88ZM91 263H95L96 264V261H91V258H90V264ZM171 263V264H172ZM15 264H17V263H15ZM19 264V263H18ZM71 264V263H70ZM76 264V263H75ZM162 264V263H161Z\"/></svg>",
  "mask_w": 264,
  "mask_h": 264
}]
</instances>
